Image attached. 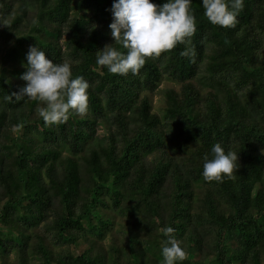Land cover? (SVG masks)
Masks as SVG:
<instances>
[{
  "label": "trees",
  "instance_id": "16d2710c",
  "mask_svg": "<svg viewBox=\"0 0 264 264\" xmlns=\"http://www.w3.org/2000/svg\"><path fill=\"white\" fill-rule=\"evenodd\" d=\"M112 3L0 0V264H163L165 226L179 264H264V0L230 28L192 0L190 44L135 75L96 63ZM30 46L88 81L84 113L46 125L12 96ZM215 143L240 165L220 182L201 174Z\"/></svg>",
  "mask_w": 264,
  "mask_h": 264
},
{
  "label": "clouds",
  "instance_id": "9594fccd",
  "mask_svg": "<svg viewBox=\"0 0 264 264\" xmlns=\"http://www.w3.org/2000/svg\"><path fill=\"white\" fill-rule=\"evenodd\" d=\"M192 0H166L156 4L153 0H113L112 22L108 25L113 43L97 50L96 63L107 68L109 73L133 75L145 64L146 58L158 57L177 44H190L196 31V18L191 10ZM203 15L220 27H234L237 16L243 9V0H201ZM118 44L121 47H114ZM190 48L183 51L185 55ZM27 70L21 75L26 83L16 100L23 97L43 102L38 108L44 123H60L72 113L82 114L88 107V81L83 76L73 75L68 62L55 63L46 57L45 51L30 46L26 54ZM11 98V96L6 97ZM211 158L203 157L202 176L206 181H222L231 178L240 165L238 153L225 150L220 143L211 146ZM166 237L161 248L163 264H179L186 252L173 235L175 229L165 226Z\"/></svg>",
  "mask_w": 264,
  "mask_h": 264
},
{
  "label": "rangeland",
  "instance_id": "374dc122",
  "mask_svg": "<svg viewBox=\"0 0 264 264\" xmlns=\"http://www.w3.org/2000/svg\"><path fill=\"white\" fill-rule=\"evenodd\" d=\"M172 85L174 86V83H172V82H170V81H168L166 79H163L161 81L159 87L162 88V87H165V86H172ZM151 97H152L153 106L155 107V109H157L159 104H160L159 95H152Z\"/></svg>",
  "mask_w": 264,
  "mask_h": 264
}]
</instances>
